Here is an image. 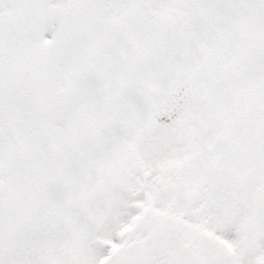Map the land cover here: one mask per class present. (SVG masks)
Returning <instances> with one entry per match:
<instances>
[{
	"label": "snow or ice",
	"instance_id": "obj_1",
	"mask_svg": "<svg viewBox=\"0 0 264 264\" xmlns=\"http://www.w3.org/2000/svg\"><path fill=\"white\" fill-rule=\"evenodd\" d=\"M0 264H264V0H0Z\"/></svg>",
	"mask_w": 264,
	"mask_h": 264
}]
</instances>
